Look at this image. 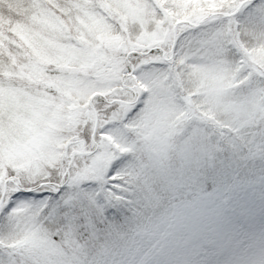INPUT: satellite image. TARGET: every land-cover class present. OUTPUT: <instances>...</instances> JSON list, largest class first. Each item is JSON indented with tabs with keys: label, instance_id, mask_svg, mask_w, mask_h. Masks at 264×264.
<instances>
[{
	"label": "snow or ice",
	"instance_id": "6c2138e0",
	"mask_svg": "<svg viewBox=\"0 0 264 264\" xmlns=\"http://www.w3.org/2000/svg\"><path fill=\"white\" fill-rule=\"evenodd\" d=\"M0 264H264V0H0Z\"/></svg>",
	"mask_w": 264,
	"mask_h": 264
}]
</instances>
